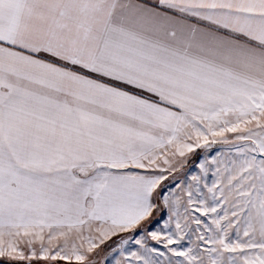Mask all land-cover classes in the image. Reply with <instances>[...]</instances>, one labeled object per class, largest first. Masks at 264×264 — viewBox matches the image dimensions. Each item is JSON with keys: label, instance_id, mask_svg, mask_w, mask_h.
<instances>
[{"label": "snow or ice", "instance_id": "1", "mask_svg": "<svg viewBox=\"0 0 264 264\" xmlns=\"http://www.w3.org/2000/svg\"><path fill=\"white\" fill-rule=\"evenodd\" d=\"M0 264H264V0H0Z\"/></svg>", "mask_w": 264, "mask_h": 264}]
</instances>
